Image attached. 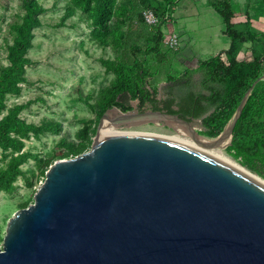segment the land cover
I'll list each match as a JSON object with an SVG mask.
<instances>
[{"label":"water","instance_id":"obj_1","mask_svg":"<svg viewBox=\"0 0 264 264\" xmlns=\"http://www.w3.org/2000/svg\"><path fill=\"white\" fill-rule=\"evenodd\" d=\"M246 90L221 134L231 136ZM176 115L120 112L99 117L90 148L45 170L29 205L6 224L0 264H264V183L191 143L101 127Z\"/></svg>","mask_w":264,"mask_h":264},{"label":"rangeland","instance_id":"obj_2","mask_svg":"<svg viewBox=\"0 0 264 264\" xmlns=\"http://www.w3.org/2000/svg\"><path fill=\"white\" fill-rule=\"evenodd\" d=\"M37 1L44 11L38 14V23L31 29L24 73L17 90L5 94L0 110V119L15 110L21 122L10 132L13 145L0 148V170L13 164L19 170L11 187L0 190V247L9 218L16 210L32 203L48 166L59 158L71 157L90 148L96 136L99 104L111 93L116 77L110 66L120 64L123 74L128 76L129 60H134L129 44L137 42L144 49L145 30L148 35L152 34V26L158 22L139 0H115L108 17L109 34L106 42L100 44L92 37L93 25L78 0ZM147 1L156 5L155 0ZM203 4L200 0H172L167 18L160 25L164 57L136 54V58L145 60L144 87L151 96L165 97L168 76H177L187 68L198 66L202 58L219 52L217 49L203 50L201 39L215 27ZM262 6L263 3L258 7L254 4L255 13L263 11ZM23 14V0H0V72L9 65L7 52L15 36L13 26L21 23ZM140 14L151 26L142 25ZM256 22L257 26L246 22L242 31L250 43L239 44L236 55L231 58L250 59L252 50L257 47L264 54V22L259 19ZM229 60L226 53L219 55L221 65ZM261 76L264 79V60ZM113 106L120 112L149 108L148 102L134 94L121 98ZM209 112L191 124L206 143L215 140L227 125L215 136L208 134V128L214 124L208 117ZM113 127L192 139L186 127L174 122L153 121ZM230 141L231 136H228L219 144L203 147L263 178L242 164L240 157L233 156L228 149Z\"/></svg>","mask_w":264,"mask_h":264},{"label":"trees","instance_id":"obj_3","mask_svg":"<svg viewBox=\"0 0 264 264\" xmlns=\"http://www.w3.org/2000/svg\"><path fill=\"white\" fill-rule=\"evenodd\" d=\"M206 1L221 17L222 33L230 38V45L227 49L200 60L198 66L187 68L177 76H168L166 96L160 102L170 112L190 113L198 118L212 109L208 117L214 121V124L208 128L207 133L215 136L232 118L246 90L261 77L264 54L257 47L252 50L250 59L231 58L236 55L239 44L249 39L241 29L235 28L231 21L233 11L230 0ZM78 2L81 9L87 12L93 25L92 37L100 44H104L109 34L108 17L115 0H78ZM139 2L151 10L158 22L153 24L152 34L148 35L145 30L144 49L137 42L129 44L134 60H129L131 64L128 76L123 74L120 64L110 66L116 77L111 93L99 104V117L107 108L118 104L119 100L127 95H137L152 104L159 102L156 97L148 94L144 87L147 75L143 68L145 60H139L136 54L164 57L165 53L161 51V47L165 45L160 25L167 18L166 13L172 0H155L156 5L149 4L147 0H139ZM262 3L264 8V0ZM23 9L21 23L13 26L15 36L7 52L9 65L0 72V110L4 105L5 94L17 90V84L24 73L25 52L31 43V29L38 23V14L44 11V7L37 0H23ZM139 19L144 27L151 26L141 14ZM221 53H226L230 57L225 65L219 63ZM195 75H199V78L196 79ZM172 106H176L177 109H172ZM20 124L15 110H10L0 119V148L13 145L14 139L10 132ZM232 129L228 149L233 156L240 157L242 164L264 178V79L256 81L252 87ZM18 171L15 164L0 170V190H8L11 187Z\"/></svg>","mask_w":264,"mask_h":264},{"label":"crops","instance_id":"obj_4","mask_svg":"<svg viewBox=\"0 0 264 264\" xmlns=\"http://www.w3.org/2000/svg\"><path fill=\"white\" fill-rule=\"evenodd\" d=\"M203 1V7L206 9L207 13L211 16L214 28L208 30L207 37L201 39V44L203 46V50H211V49H217L218 51L227 49L230 45V38L222 33L223 29V23L222 19L219 16V14L208 5L206 0H200ZM231 8L233 11V17L231 21L234 23V27L237 29H241V31L244 29V26L247 25L246 22H252V25L257 26V20H263L264 22V10L263 11H257L255 13L254 4L256 7L260 3H262V0H230ZM263 7V6H262ZM250 41L242 42L241 45H247ZM210 56V55H209ZM209 56H206L203 59L208 58Z\"/></svg>","mask_w":264,"mask_h":264},{"label":"bare ground","instance_id":"obj_5","mask_svg":"<svg viewBox=\"0 0 264 264\" xmlns=\"http://www.w3.org/2000/svg\"><path fill=\"white\" fill-rule=\"evenodd\" d=\"M101 132L102 133H142V132H135V131H122V130H118L116 129L115 127L113 126H109V125H102L101 127ZM147 134H153V133H147ZM156 135V134H155ZM168 137V136H167ZM169 138H173V139H177V140H181V141H185V142H188V143H191L193 145H196V146H199L201 148H204L203 146L206 145V140H203L202 138H196V137H192V139H189V138H186V137H180V136H171ZM206 149V148H204ZM206 150H209V149H206ZM211 152H213L212 150H209ZM215 153V152H213ZM217 154V153H215ZM220 155V154H218ZM222 156V155H220ZM223 157V156H222ZM225 158V157H224ZM229 160V159H228ZM231 161V160H230ZM235 163V162H234ZM237 165H239L240 167H242L243 169H245L246 171H248L249 173H251L253 176H255L256 178H258L260 181H262L264 183V179L261 178L260 176H258L257 174H254L252 173L250 170L246 169L245 167L241 166L240 164L236 163Z\"/></svg>","mask_w":264,"mask_h":264},{"label":"flooded vegetation","instance_id":"obj_6","mask_svg":"<svg viewBox=\"0 0 264 264\" xmlns=\"http://www.w3.org/2000/svg\"><path fill=\"white\" fill-rule=\"evenodd\" d=\"M162 98H164V97H157V100H159V102H157L155 104L148 103L149 104V108L136 110V111L153 110V111H160V112H163V113H166V114L176 115L178 118L184 120L185 122L189 123L190 125L193 123V121L198 119V117H194L193 114H190V113L183 114L182 112H170V111H168V109L165 108L163 106V104L160 102V100ZM172 109H177V107L176 106H172ZM150 122H153V121H150ZM158 122L166 123L165 121H158ZM169 123H171V122H169Z\"/></svg>","mask_w":264,"mask_h":264}]
</instances>
